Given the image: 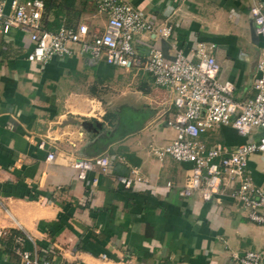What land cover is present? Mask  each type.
<instances>
[{"label": "crops", "instance_id": "crops-1", "mask_svg": "<svg viewBox=\"0 0 264 264\" xmlns=\"http://www.w3.org/2000/svg\"><path fill=\"white\" fill-rule=\"evenodd\" d=\"M42 1L48 25L61 18V26L104 29L106 15L93 0ZM123 1L172 29L169 40L138 37L140 55L156 46L170 59L171 41L195 61L198 42L214 44L219 78L233 84L235 99L253 97L264 37L255 34L250 9L264 11V0ZM28 51L24 32L0 35V228L10 232L0 240V264H21L11 248L12 236L23 234L39 245L51 239L49 256L63 264H231L234 255L264 249V225L242 206L226 194L208 202L179 196L191 164L152 154L176 134L168 124L171 92L142 70L77 55L31 63ZM258 135L218 126L200 140L233 147ZM101 155L109 159L106 173L76 178L73 160ZM132 169L142 180L126 188L116 178ZM246 171L264 191V152L249 156Z\"/></svg>", "mask_w": 264, "mask_h": 264}, {"label": "built area", "instance_id": "built-area-1", "mask_svg": "<svg viewBox=\"0 0 264 264\" xmlns=\"http://www.w3.org/2000/svg\"><path fill=\"white\" fill-rule=\"evenodd\" d=\"M93 1L97 11L106 15V23L101 32L89 33L85 23L63 25L56 31L43 28L42 0H9L8 10L7 0H0V35L8 34L12 28L24 32L29 41L25 58L31 63L45 64L56 57L88 56L96 62L125 70H142L150 75L155 85L173 95L175 111L168 124L176 132L169 143L152 148V154L159 161L170 157L191 164L187 179L178 189L179 196H197L208 202L218 194H226L246 210L250 221L264 225V191L246 171L249 156L264 152V51L256 63L253 97L235 99L233 84L218 76L214 44L198 42L192 50L195 61L189 60L171 41L170 59L156 46H150L142 56L135 49L137 38L152 34L169 40L171 26H158L143 11L123 0ZM250 15L255 34L264 37V11L254 6ZM218 126H230L246 138L256 130L259 135L256 140L233 147L221 143L207 145L200 140L201 134ZM39 146L43 148L44 141ZM52 157L53 153L49 152L47 159ZM108 164V156L101 155L94 160L75 159L70 167L77 179L85 181L90 172L106 173ZM116 179L126 188L142 180L136 169ZM91 182L97 183V177L91 178ZM172 185L171 181L165 184L166 188ZM9 236L8 229L0 228V240ZM12 242V252L21 264H63L57 256H49L53 248L51 239L39 245L23 234L13 235ZM231 264H264V249L234 255Z\"/></svg>", "mask_w": 264, "mask_h": 264}, {"label": "trees", "instance_id": "trees-1", "mask_svg": "<svg viewBox=\"0 0 264 264\" xmlns=\"http://www.w3.org/2000/svg\"><path fill=\"white\" fill-rule=\"evenodd\" d=\"M44 10H45V5H44ZM44 10H43V13H42V25H43V28H45L46 30H49V31H56L62 25L63 19L61 20V18H60L59 22H57L55 26L53 24H50L51 25L50 26L44 20V14H45ZM69 24H71V23H69Z\"/></svg>", "mask_w": 264, "mask_h": 264}]
</instances>
